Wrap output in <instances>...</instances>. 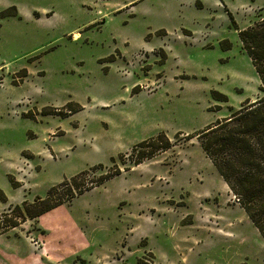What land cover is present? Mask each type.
I'll return each mask as SVG.
<instances>
[{
    "label": "rangeland",
    "instance_id": "374dc122",
    "mask_svg": "<svg viewBox=\"0 0 264 264\" xmlns=\"http://www.w3.org/2000/svg\"><path fill=\"white\" fill-rule=\"evenodd\" d=\"M262 16L264 0H0V226L160 132L178 142L1 233L4 264H264L239 199L185 139L264 95L238 34Z\"/></svg>",
    "mask_w": 264,
    "mask_h": 264
},
{
    "label": "trees",
    "instance_id": "16d2710c",
    "mask_svg": "<svg viewBox=\"0 0 264 264\" xmlns=\"http://www.w3.org/2000/svg\"><path fill=\"white\" fill-rule=\"evenodd\" d=\"M242 47L259 77L260 89L264 93V16L247 28L238 32ZM217 98L225 96L213 91ZM79 105L70 109L79 110ZM176 133V137H177ZM196 137L206 157L211 161L232 194L239 199V204L264 239V95L254 101L246 100L230 116L217 120L201 131L187 135L186 140ZM178 142H171L163 132L134 145L129 156L136 153L130 165L123 163L120 168L112 158V164L105 167L97 164L64 180L59 186L67 187L65 197L53 199L57 186H52L46 196L35 197L33 201H23L14 205L12 216L4 214L0 234L17 227L26 218L35 219L43 213L63 203L71 201L76 195L94 186L103 184L123 170H129L146 159L153 158L160 152L170 149ZM123 154L119 156L122 157ZM101 172L99 178L92 179L89 185L82 183V178L90 173ZM70 185L74 186L71 190ZM0 198L5 200L0 191Z\"/></svg>",
    "mask_w": 264,
    "mask_h": 264
},
{
    "label": "crops",
    "instance_id": "0c3cea01",
    "mask_svg": "<svg viewBox=\"0 0 264 264\" xmlns=\"http://www.w3.org/2000/svg\"><path fill=\"white\" fill-rule=\"evenodd\" d=\"M224 186H225V188H226V190H228V193L230 192L229 191V187L227 186V184L224 182ZM0 260L3 262V263H1V264H4L5 262L7 263V258H6V256H4V255H2V254H0Z\"/></svg>",
    "mask_w": 264,
    "mask_h": 264
}]
</instances>
